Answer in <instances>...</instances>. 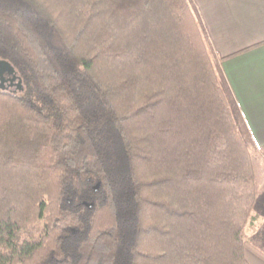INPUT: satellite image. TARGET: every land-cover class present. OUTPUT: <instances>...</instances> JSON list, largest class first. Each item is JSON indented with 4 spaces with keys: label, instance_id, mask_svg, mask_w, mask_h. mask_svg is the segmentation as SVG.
Here are the masks:
<instances>
[{
    "label": "trees",
    "instance_id": "1",
    "mask_svg": "<svg viewBox=\"0 0 264 264\" xmlns=\"http://www.w3.org/2000/svg\"><path fill=\"white\" fill-rule=\"evenodd\" d=\"M0 264H249L264 181L190 0H0Z\"/></svg>",
    "mask_w": 264,
    "mask_h": 264
},
{
    "label": "crops",
    "instance_id": "2",
    "mask_svg": "<svg viewBox=\"0 0 264 264\" xmlns=\"http://www.w3.org/2000/svg\"><path fill=\"white\" fill-rule=\"evenodd\" d=\"M254 151L264 146V0H190ZM264 158V154H263ZM246 240L264 254V181ZM249 264L264 259L245 250Z\"/></svg>",
    "mask_w": 264,
    "mask_h": 264
},
{
    "label": "water",
    "instance_id": "3",
    "mask_svg": "<svg viewBox=\"0 0 264 264\" xmlns=\"http://www.w3.org/2000/svg\"><path fill=\"white\" fill-rule=\"evenodd\" d=\"M4 73H7L8 75H11L10 77V82H11V85H12V82L14 80H18L17 82V87H21V80L20 78L16 75V71L15 69L13 68V66L5 61V60H0V89H5V87L3 86V83L5 82V78H4Z\"/></svg>",
    "mask_w": 264,
    "mask_h": 264
},
{
    "label": "rangeland",
    "instance_id": "4",
    "mask_svg": "<svg viewBox=\"0 0 264 264\" xmlns=\"http://www.w3.org/2000/svg\"><path fill=\"white\" fill-rule=\"evenodd\" d=\"M214 57V56H213ZM215 60V59H214ZM216 63V62H215ZM216 67H217V64H216ZM217 70H218V67H217ZM219 72V71H218ZM219 74H220V76H221V73L219 72ZM16 75H17V73H16ZM222 77V76H221ZM223 79V78H222ZM224 81V80H223ZM17 82H18V80L16 79V80H14V82H13V84L11 85V87L10 88H6V89H9V91H12V92H15V91H18L20 88L19 87H17ZM229 90V89H228ZM235 112H236V117H237V119L239 120V114H238V112H237V106L235 107ZM239 122H240V120H239Z\"/></svg>",
    "mask_w": 264,
    "mask_h": 264
},
{
    "label": "flooded vegetation",
    "instance_id": "5",
    "mask_svg": "<svg viewBox=\"0 0 264 264\" xmlns=\"http://www.w3.org/2000/svg\"><path fill=\"white\" fill-rule=\"evenodd\" d=\"M4 78L6 79L5 80V82L3 83V86L5 87V89L6 88H10L11 87V82H10V77H11V75H8L7 73H4ZM14 82V81H13ZM13 82H12V84H13Z\"/></svg>",
    "mask_w": 264,
    "mask_h": 264
}]
</instances>
